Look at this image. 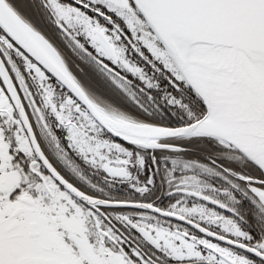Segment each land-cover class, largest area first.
Wrapping results in <instances>:
<instances>
[{"label":"snow or ice","instance_id":"1","mask_svg":"<svg viewBox=\"0 0 264 264\" xmlns=\"http://www.w3.org/2000/svg\"><path fill=\"white\" fill-rule=\"evenodd\" d=\"M228 112L251 136L215 127ZM194 136L238 149L247 173L178 178L166 154ZM0 264H264V0H0Z\"/></svg>","mask_w":264,"mask_h":264},{"label":"flooded vegetation","instance_id":"2","mask_svg":"<svg viewBox=\"0 0 264 264\" xmlns=\"http://www.w3.org/2000/svg\"><path fill=\"white\" fill-rule=\"evenodd\" d=\"M66 55L72 64L76 66V68H80L81 71H83L81 65L76 60L72 52L69 51L66 53ZM85 76H87V73H85ZM60 91L62 92V89ZM106 102L116 104L117 106H122L125 108V110H128L133 114H138L134 104L127 99L119 97L118 94L116 96H112L110 99H107ZM177 116H179V113H177ZM50 123L53 126L55 125L54 120L50 119ZM44 139L47 141L49 150L53 153H56L57 148L55 147V143L50 139V137H48L47 133L44 134ZM178 142L182 145V150L166 154L179 161V163L176 165V174L178 178L194 176L198 178L199 184H209L215 188L217 185L222 184V177L221 179H217L215 172H209L206 167H201V165L216 167L217 172L219 171V167L223 166L224 168H232L241 170L245 174L247 173V161L244 159V156L230 146H225V144H222L214 139L205 137L183 139ZM185 162L189 163L190 166L186 168ZM168 163L170 164V161ZM84 172L85 175L92 181V183L96 184L99 188L104 189L111 195L125 197L132 195V193L123 190L125 185L113 187L109 180L98 169H90L85 167ZM228 178L229 180L233 179L231 175H229ZM223 186L227 187L226 184H223ZM184 187L187 191H198L195 184H188ZM154 191L162 201L160 205L161 207H165L170 203L169 200L164 198L165 187L163 185H159ZM185 202L187 203V201ZM126 211L135 214L136 212H140L142 210L128 209ZM144 219L148 225L156 224L158 226H167L171 232H180V228L177 227L173 221L168 220L166 217H156L154 214L148 213ZM52 221L55 223L56 218L53 217ZM117 227H119L121 231L125 232V234H130L129 243L140 246L144 245V241L140 238V234L134 228H129V226L126 224L119 223H117ZM73 235L75 234L73 233Z\"/></svg>","mask_w":264,"mask_h":264},{"label":"water","instance_id":"3","mask_svg":"<svg viewBox=\"0 0 264 264\" xmlns=\"http://www.w3.org/2000/svg\"><path fill=\"white\" fill-rule=\"evenodd\" d=\"M220 101L223 102V100L221 99ZM230 126L226 129H223L221 130L222 132H224L225 134H228L231 132V130L237 125L239 124V126L242 128V129H245L247 130L249 136H251V134L254 132V129L249 125V121H248V117L246 115H240L239 117H236L234 116L232 113L230 114ZM199 136H194V137H191V138H197ZM205 138H208V137H205ZM229 139L233 140L235 143H239V139L235 136H229L228 137ZM215 140V139H214ZM217 141V140H216ZM222 143V142H220ZM224 144V143H222ZM230 147H232L231 145H228ZM233 148V147H232ZM234 150L238 151L240 154H242L238 149L236 148H233ZM243 155V154H242Z\"/></svg>","mask_w":264,"mask_h":264},{"label":"bare ground","instance_id":"4","mask_svg":"<svg viewBox=\"0 0 264 264\" xmlns=\"http://www.w3.org/2000/svg\"><path fill=\"white\" fill-rule=\"evenodd\" d=\"M219 103H223L222 101H219ZM230 114L231 112H228L224 115V117L217 121L216 124H215V127L218 129V130H223V129H226L230 126Z\"/></svg>","mask_w":264,"mask_h":264}]
</instances>
